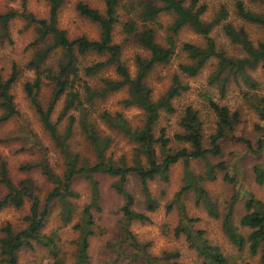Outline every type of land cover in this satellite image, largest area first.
Segmentation results:
<instances>
[{"label": "trees", "instance_id": "1", "mask_svg": "<svg viewBox=\"0 0 264 264\" xmlns=\"http://www.w3.org/2000/svg\"><path fill=\"white\" fill-rule=\"evenodd\" d=\"M48 1L49 15L43 18L38 17L24 4L20 9L11 8L0 12L1 43H13L10 24L17 17L24 20L26 27L34 29L35 38L32 42L34 51L26 65V71L31 72V77L24 81L23 89L39 114L56 150L63 158L65 166L63 173H58L48 158L47 148L38 144L39 151L43 154L42 159L35 163H26L23 168L26 170L40 168L46 179L54 184L52 190L42 200L32 178L14 181L9 172L8 162L0 159V208L9 205L21 208L27 200L31 202L30 211L25 216L27 227L15 230L11 223L3 227L0 254L4 262L20 264L19 252L24 247H32L33 241H36L49 247L54 258L52 264H64L56 234L49 236L43 233V229L56 201L61 205L62 220L65 223L72 220L73 198L78 196L73 188V180L76 176H82L90 181L92 198L91 204L84 208L83 223L77 226L82 230V235L77 240V255L73 264H91L89 254V235L92 233L90 227L93 224L91 207H99L100 183L96 178L98 173L118 177L114 187L125 199L122 207L124 212L122 227L131 244L145 253L144 246L132 235L130 225L135 220L149 221L150 217L132 208L135 197L125 186L127 178L129 175H137L141 179L147 208L155 210L158 202L152 196L149 181L156 179L157 176L167 180L172 166L182 160L185 165V185L175 194L176 200L180 202L184 193L194 190L197 202L204 205L209 215L214 218L222 217L223 230L229 240L240 250H244L248 245L250 252L253 255H260L264 264V201L244 188L246 212L240 217L239 225H236L234 202L237 195L225 213L221 214L218 204L202 184L203 181L217 179L219 171L225 172L224 178L227 181L242 183L244 172L241 173L237 168L233 169L225 160L212 163L209 157L222 154L225 142L243 143L247 150L258 154L264 150V137H259L254 143L247 136V123L242 118L239 108L232 109L220 99H215L209 92H204L201 94L203 102L216 116L215 131L209 135V143L206 144L202 110L193 103L179 106L175 103V100L182 96V92L189 88L183 84L181 77L198 76L210 59L216 58L217 68L210 80L216 85L219 94L225 96L232 81L238 85L243 82L249 88L245 91V98L254 105L261 120L264 121V94L256 92L261 90V86L250 73L251 69L264 65V39L253 41L243 24L236 25L229 20L226 8L221 9L219 15L207 20L205 13L208 5L200 0H103L104 10L79 2L78 11L100 27V35L98 38H89L86 35L72 38L58 24L59 9L64 0ZM250 1L264 3V0ZM236 11L242 22L264 27V12L250 9L244 0L236 2ZM163 15L171 17V21L166 25L160 21ZM119 23L122 24L124 33L121 43L114 41L115 28ZM218 25L222 26L233 44L245 51L244 56H231L218 48L212 36V31ZM185 27L201 35L205 43L185 41L179 46L178 35ZM160 34L164 35L163 41L159 38ZM131 42L148 51L147 56L135 55L137 67L135 75L122 57L124 43ZM178 50L185 56V60L179 64V73L173 77V83L167 91L158 99H154L147 78L157 65L168 63ZM92 53L104 56V59L83 63L82 58ZM110 68L114 69L116 77L105 75ZM20 79L21 69L17 64L13 65L8 77L0 70V108L3 110L0 114V124L13 116L21 115L13 94V88ZM45 85L51 86L52 89L47 106H44L40 99V92ZM122 89H128L129 92V97L122 101L124 106H136L144 115V122L140 127H133L122 112L112 113L96 108L98 100L105 99ZM61 100L62 109L58 118L54 120V111ZM95 111L98 117L94 115ZM163 112L178 116L180 131L174 134V139L184 144L179 148L170 146L172 138L167 136L165 126L160 129L159 134L155 132ZM99 119L135 143L132 164L125 155L115 160L113 156L107 154L112 140L99 127ZM63 120L65 125L61 128L60 121ZM77 125L93 147L96 157L94 162L75 152L71 147ZM192 159L205 161L206 169L202 174L196 175L191 170ZM231 169L235 171L233 174L230 172ZM254 172L257 181L264 183V164H256ZM240 175L241 179L237 181V176ZM180 209L186 217L182 204ZM190 220L185 218L177 232L186 234L191 247H194L201 257L202 264H231L230 258L218 245L210 243L203 237L205 234L203 230L196 231L192 228ZM243 228L248 231L247 234H243ZM145 255L148 264H153L155 258ZM178 255L177 251L165 252L162 257L170 259Z\"/></svg>", "mask_w": 264, "mask_h": 264}, {"label": "rangeland", "instance_id": "2", "mask_svg": "<svg viewBox=\"0 0 264 264\" xmlns=\"http://www.w3.org/2000/svg\"><path fill=\"white\" fill-rule=\"evenodd\" d=\"M238 0H200L208 5L205 18L211 20L215 15H219L221 9L226 8L229 13V20L236 25H244L251 39L255 42L264 39V27L242 22L237 16L236 2ZM84 2L92 7L104 10L103 0H64L58 13V24L67 31V34L74 38L86 35L89 38H98L100 27L82 16L77 9V4ZM247 7L257 12H264V3L244 0ZM36 14L38 17H47L49 15L50 5L48 0H0V12H5L11 8L20 9L22 5ZM123 12V11H121ZM124 17L122 16V19ZM160 21L166 25L171 21V17L163 15ZM122 22V21H120ZM121 23L116 25L114 32V41L121 43L124 38ZM10 32L13 43L0 42V70L5 77L12 72L14 64L21 69V79L15 84L13 94L16 107L20 111L19 117H11L0 124V159L8 162L9 172L14 181H20L25 178H32L35 182L36 190L42 200L45 199L54 184L46 179L40 168L33 167L30 170L23 168L26 163H35L42 159L43 154L39 151L38 144L47 148L48 158L55 170L62 174L64 171V161L56 150L52 139L44 128L40 116L32 105L23 89V83L31 77V72L26 71V65L30 60L34 47L32 42L35 38V32L32 27H26L24 20L17 17L10 24ZM163 34L160 39L163 41ZM218 48L225 50L231 56L242 57L245 51L238 45L233 44L224 33L222 26L218 25L212 31ZM185 41L204 44L205 39L185 27L178 35V44ZM148 55V51L140 45L131 42L124 43L123 59L129 66L133 75L136 74L135 55ZM104 59V56L98 54H88L82 58L83 63ZM185 60L184 54L178 50L173 58L166 64L157 65L149 74L147 83L152 88L154 99L163 95L173 83V77L179 73V64ZM217 68V59L211 58L200 74L196 77L182 76L183 84L189 86L182 92V96L175 100L179 106L185 103H193L202 110L204 118L205 143H209V135L215 131L216 116L207 108L201 96L204 92H209L215 99H220L222 103L228 104L232 109L239 108L242 118L247 123V136L256 143L259 137H264V121L261 120L254 105L245 98V91L249 88L240 82L239 85L232 81L229 84L225 96H221L213 83L211 75ZM253 78L258 80L261 86L256 92L264 94V65L261 64L255 69L250 70ZM105 75L116 77L113 68L108 69ZM51 86L45 85L40 92V99L44 106H47L51 99ZM129 97L128 89L110 94L107 98L98 100L99 110H109L112 113L122 112L130 121L133 127H140L144 122V115L136 106L126 107L123 100ZM63 106V100L57 105L53 118L56 120ZM3 110L0 108V114ZM97 116V112H94ZM98 117V116H97ZM99 127L106 135L111 137V144L107 154L118 160L125 155L129 163H133V154L136 145L130 141L124 134L108 127L103 120H98ZM65 121H60V127L63 128ZM165 126L167 136L172 138L170 146L179 148L183 143L174 139V134L180 131L177 115H168L163 112L160 121L155 127L156 134ZM71 147L75 152L88 157L91 162L96 160L93 147L81 132L78 125L75 128L74 136L71 140ZM158 153L161 156L160 149ZM212 163L227 161L232 168H237L241 173L244 172L242 183L227 181L225 172L219 171L215 180H206L202 184L208 190L210 196L218 204L221 214L227 210L230 202L237 195L234 202V220L239 225L240 217L246 212L243 189L246 188L253 192L256 198L264 201V183H259L256 179L254 167L256 164H264V150L258 154L247 150L243 143L225 142L223 152L219 156H210ZM190 168L196 174H202L206 169V163L203 160L192 159ZM233 169L230 172H235ZM100 183L99 207L92 206L93 224L92 233L89 235L90 248L89 254L91 264H148L145 254L153 256V264H202V259L194 247H191L184 232H177V228L185 222V218L191 219L189 224L196 231L203 230L205 237L210 243L218 245L222 251L230 258L231 264H263L260 255H253L248 249L240 250L234 245L224 233L222 226V217L214 218L205 209L203 204L197 202V196L194 190L184 193L178 202L175 194L185 185V165L181 160L175 163L167 180L161 176L149 181V189L152 196L157 200L158 207L155 210H149L146 205V196L142 189L141 179L137 175H129L126 181V188L135 197L132 208L135 211L143 212L150 217L149 221L135 220L130 225V230L135 239L144 246L143 253L139 248L131 244L126 237L122 227L124 212L122 207L125 203L124 197L118 193L114 187L118 177L106 173L96 174ZM241 175L237 176V181ZM243 186V187H242ZM73 188L78 196L73 198L74 214L70 222L65 223L61 216V205L58 201L52 206V213L46 223L43 233L51 236L56 234V241L60 245L61 257L64 264H73L76 260L77 240L82 235V230L77 227L83 223L84 208L91 204L92 188L90 181L82 176H76L73 180ZM239 195V196H238ZM185 209L186 217L180 205ZM31 202L26 201L21 208L9 205L0 208V238L4 235L3 227L11 223L15 230L27 227L28 222L25 216L30 211ZM243 234H247L246 229H242ZM179 252L177 257H162L165 252ZM54 261L49 247L42 243L33 241L32 247H24L19 252L20 264H52ZM0 264H6L3 256L0 254Z\"/></svg>", "mask_w": 264, "mask_h": 264}]
</instances>
